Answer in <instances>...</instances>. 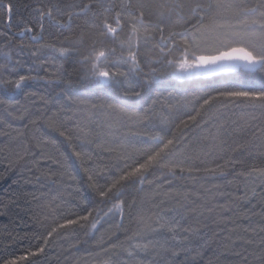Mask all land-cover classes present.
<instances>
[{
	"label": "trees",
	"instance_id": "obj_1",
	"mask_svg": "<svg viewBox=\"0 0 264 264\" xmlns=\"http://www.w3.org/2000/svg\"><path fill=\"white\" fill-rule=\"evenodd\" d=\"M11 2L15 5L11 21L0 11V65L5 63L4 52L10 51L13 60L19 59L22 62L17 70L19 74H29L30 68L33 69V75L37 74V66L44 61L38 74L54 79L51 74L57 72L59 64H63L64 82L49 84L45 80H29L18 90L12 85L0 83V99L4 101L0 105V132L8 133L7 136H0V264L6 259L24 255L28 249L34 250L37 243L35 237L46 235L56 222L76 219L85 215L86 210L92 209L101 210L103 215V211L111 206L110 202H100L87 188V176L80 168V162L72 156L73 148L88 153L90 158H86L84 167L94 171L106 169L100 179V183H105L112 175L118 174L125 164H131L139 158L140 152L137 150L155 147V143L148 137L155 135L161 127L159 105L155 108L156 116L143 120L106 107L109 103L119 104L121 93L116 86H98L95 81L87 78L89 65L82 62V58L90 54L92 39L86 37L82 44L74 45L78 51L64 58L50 49L44 50L38 58L31 57L27 47L21 53L19 43L23 41L26 45L34 44V41H30V36L39 32L36 20L33 19L34 9H46L58 2L62 5L79 6L88 0ZM122 2L123 0H115L117 5ZM89 19L90 16H74L71 28L65 29L49 27L46 19L43 42L57 47L69 46L71 41L79 39L82 31L87 32ZM21 20L33 27V33L20 34ZM127 31L125 27L120 34L121 38L127 35ZM65 37L70 40L65 41ZM146 51L142 46V62ZM156 67L158 78L166 89L162 97L166 104L174 106L169 127L176 132L179 140L165 162L201 169L224 165L229 157L241 159L244 163L235 168L228 166L227 176H213L203 171L181 173L179 169L173 176L166 168H153L147 174L143 186L130 185L121 196L125 201L122 228L116 227L120 223L119 216L110 215L101 221L97 230L92 231L90 222L96 217V211H93L89 221H80V224L68 226L54 234L45 253L30 258L31 264L100 262L120 249L110 250L107 254L100 251L96 241L101 236L107 238L116 233L118 240L113 237L112 242L126 241L125 233L131 235L142 230L159 213L174 207L184 208L186 221L193 222L209 233L208 245L192 264H262L264 191H259L250 201L238 199L243 194L245 177L235 176V173H248L253 168H264V132L257 131L258 128L264 129V113L247 107H230L219 112L215 111V107L206 108L197 118L199 126L189 124V127H181L177 131L175 125L186 120L189 114L195 115V109L202 103V100L193 101L192 104H187L186 101L192 100L193 94H200L207 89H203L196 81L174 80L170 76L171 68L167 65L160 64ZM145 71H148L147 67ZM15 76L16 73L10 77L7 71L0 70V79ZM223 78L225 77L210 79ZM80 101L87 103L81 104ZM150 103L151 101L125 107L130 112L143 113ZM92 104H103L105 107L92 109ZM21 114L23 119H13V116ZM164 114H168L166 110ZM31 119H37V123H29ZM49 120L55 122L56 128L66 131L72 137L71 145L59 135L56 128L48 126ZM220 124L224 127L219 130L216 143L219 140L227 141L225 150L216 147L209 153V146L212 144L210 137L217 134ZM133 132L142 135L134 136ZM85 133L86 139H81ZM40 140L52 142L43 145L44 158H41V149L35 147ZM237 145L244 147L233 152L232 149ZM25 146L32 155L13 163L10 168V161H15L16 153L22 154ZM34 159L39 161L38 165L33 163ZM40 172L47 173V176H41L37 182L36 176ZM77 189L80 191L77 192ZM133 200L136 204L129 209L128 205ZM140 214L145 218L142 224L138 223Z\"/></svg>",
	"mask_w": 264,
	"mask_h": 264
},
{
	"label": "snow or ice",
	"instance_id": "obj_2",
	"mask_svg": "<svg viewBox=\"0 0 264 264\" xmlns=\"http://www.w3.org/2000/svg\"><path fill=\"white\" fill-rule=\"evenodd\" d=\"M14 7L11 0L8 2L0 0V11L5 13L9 21L12 19ZM117 8L119 10H116ZM34 12L33 19L36 20L39 32L30 36V41H34V44L26 45L23 41L19 43L18 47L21 53L27 47L30 56L38 58L44 50L50 49L60 58H64L78 51L74 45L82 44L86 37L92 39L90 54L82 58V62H87L89 65L87 78L95 81L98 86H116L121 93L119 104L109 103L106 107L115 109L129 117L143 120L156 116L155 108L159 105L161 127L155 135L148 137L155 143V147L145 148L143 151L137 150L140 152L139 158L131 164H125L118 174L112 175L105 183H100V179L106 169L94 171L84 167L86 158H90L88 153L76 151L73 148L72 156L80 162V168L87 176V188L95 197L99 198L100 202H110L111 206L103 211V215H101V210L92 209L86 210L85 215H80L76 219H65L62 223L56 222L46 235L35 237L37 243L34 250L28 249L24 255L6 259L3 264H31L30 258L44 254L54 234L68 226L80 224V221H89V218L93 216V211H96V217L90 222L92 231L97 230L101 221L110 215L119 216L120 223H117L116 227L122 228L125 201L121 199V196L130 185L143 186L147 174L153 168H166L173 176L176 175L177 169L181 173L203 171L213 176H227L228 166L235 168L236 165L244 163L241 159L229 157L224 165L217 164L215 167L201 169L185 168L181 164L165 162L166 157L175 150L179 140L176 132L171 131L169 127L172 122L171 112L174 106L166 104L162 97V93L166 89L158 78L156 65L164 64L170 67V76L174 80L196 81L201 84L203 89H207V91H201L200 94H193V99L186 101L187 104H192L193 101L202 100V103L198 109H195V115L189 114L186 120H181L179 124L175 125L177 131L181 127H189V124H197V118L206 108L215 107V111L219 112L221 109L230 107H247L264 113V0H162V2L160 0H123L120 5H117L115 0H88L87 3H82L79 6L76 4L62 5L58 2L46 9L36 8ZM74 16L78 18L90 16L87 21V32L82 31L78 40L71 41L69 46L60 47L43 42L46 19L49 27L65 29L71 28ZM20 24L22 25L21 35L33 33V27L29 23L21 20ZM125 27L128 29L127 35L121 38L120 34ZM69 40V37H65V41ZM63 43L62 41L61 44L63 45ZM142 46L147 50L144 53L143 62L141 59ZM4 58L5 63L0 65V70L7 71L10 77L13 73H16V76L6 80L0 79V83L12 85L16 90L29 80H45L49 84L64 82L63 64H59L57 72L51 74L54 77L52 79L38 74V69L44 61H41L37 66V74L33 75V69L30 68L29 74L22 75L17 71L22 64L21 60H13L10 51L4 52ZM145 67L148 71H145ZM221 76L225 78L210 79ZM68 83L71 86V82L68 81ZM31 95H35V93H31ZM40 99L47 103L44 97ZM149 101L151 103L143 113L130 112L128 107H125V105L134 106ZM80 103L87 102L80 101ZM3 104L4 101L0 99V105ZM97 107L103 108L105 105H91L92 109ZM165 110L167 115L164 114ZM5 111H7L6 108ZM8 115L12 116V113L8 112ZM23 118V114L13 116V119ZM37 119H31L29 123L36 124ZM48 126L56 128V124L52 120H49ZM197 126L199 125L197 124ZM223 127V124L218 125L217 134L210 137L212 144L209 146V153L216 147L222 151L225 150L224 145L227 141L219 140V143H216L219 130ZM56 130L71 145L72 137L66 131L59 128ZM257 131L264 132V129L258 128ZM7 135L6 132H0V136ZM18 135H23V133H18ZM132 135L142 134L133 132ZM253 135L255 136L256 132ZM86 137L87 133L81 139H86ZM48 143L52 142L40 140L35 145L36 148L41 149V158H44L43 145ZM243 147L244 145H237L232 151H240ZM107 150L116 151V149ZM29 155L32 153L25 146L22 154L16 153L15 161H10L9 167L11 168L13 163H18ZM47 158L51 159V157ZM33 163L38 165L39 161L34 159ZM252 172L258 173L260 183L264 186V168H253L248 173L236 172L235 176H243L247 179ZM41 176H47V173L40 172V175L36 176L37 182ZM228 183H233V181H228ZM79 191L77 189V192ZM251 191L253 196L256 195L255 188H252ZM238 199H248L247 191L244 196ZM135 204L136 201L133 200L128 208L131 209ZM225 210L229 209L225 208ZM144 219L143 214H140L138 223L142 224ZM156 224L158 228H154L153 231L167 228L172 233L171 240L175 242V245L168 248L167 251L171 252L173 258L179 257L182 252L185 256L195 252L192 255L193 260L201 255L198 249L182 246L183 242L176 235L180 221L175 216L171 219L159 216ZM80 226L83 227V225ZM183 230L188 231V229ZM125 234L126 241L112 242L113 237L118 240L116 233H112L107 238L101 236L96 244L105 254L110 250L120 248L130 259L122 260L119 254L114 252L112 256H108L99 264H133V261L135 264H155L154 259L152 261L135 259L137 251L144 252L149 246L148 244L134 243L140 237L141 231L137 230L131 235ZM125 243L128 244V247L124 246ZM260 259L264 264V255ZM179 264H183V262H179Z\"/></svg>",
	"mask_w": 264,
	"mask_h": 264
},
{
	"label": "rangeland",
	"instance_id": "obj_3",
	"mask_svg": "<svg viewBox=\"0 0 264 264\" xmlns=\"http://www.w3.org/2000/svg\"><path fill=\"white\" fill-rule=\"evenodd\" d=\"M252 188H255L256 194L259 191H264V186H262L260 183L258 173L255 172L252 173L244 181L242 196H244L245 192L247 191L248 199L242 200L243 202H246L248 200L250 201L253 199V197L256 196L252 195ZM169 210L159 213L152 223L140 230L141 235L137 241H134V243L138 242L141 244H148L149 246L148 249L144 252L137 251L135 259L144 261H152L154 259L155 264H169V262H172V264H179V262H183V264H192L195 261L192 259V255H194L195 252H193L192 254H188L187 256H185V254L182 252L179 257L173 258L171 252L167 251L168 248H171L175 245V242L171 240L172 233L169 232L167 228L159 229L158 231H153L154 228H158L156 221L159 216H164L168 219H171L173 216H175V218L180 221V225L176 230V235L177 238L183 242L182 246L192 248L194 250L198 249L202 254V250L209 243V233L203 228L197 227L193 222H187V216L185 214L184 208L174 207ZM183 229H188V231H184ZM124 246L128 247V244L125 243ZM115 253H118L120 259L122 260L130 259L129 257H127V254L121 249L115 251ZM112 255L113 253L108 256ZM108 256L106 258H108ZM97 264H99V262H97ZM133 264H135L134 261Z\"/></svg>",
	"mask_w": 264,
	"mask_h": 264
},
{
	"label": "bare ground",
	"instance_id": "obj_4",
	"mask_svg": "<svg viewBox=\"0 0 264 264\" xmlns=\"http://www.w3.org/2000/svg\"><path fill=\"white\" fill-rule=\"evenodd\" d=\"M116 251H118V250H116ZM115 252V251H114ZM82 264H85V263H82ZM86 264H97V262H93V261H91V262H87Z\"/></svg>",
	"mask_w": 264,
	"mask_h": 264
}]
</instances>
